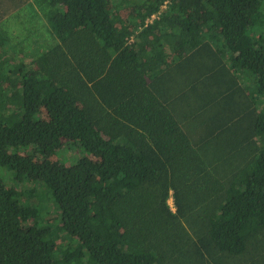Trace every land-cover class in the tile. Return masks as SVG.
I'll use <instances>...</instances> for the list:
<instances>
[{
    "label": "trees",
    "instance_id": "16d2710c",
    "mask_svg": "<svg viewBox=\"0 0 264 264\" xmlns=\"http://www.w3.org/2000/svg\"><path fill=\"white\" fill-rule=\"evenodd\" d=\"M43 1L54 46L0 57V167L38 187L0 180V264H264V0Z\"/></svg>",
    "mask_w": 264,
    "mask_h": 264
},
{
    "label": "crops",
    "instance_id": "0c3cea01",
    "mask_svg": "<svg viewBox=\"0 0 264 264\" xmlns=\"http://www.w3.org/2000/svg\"><path fill=\"white\" fill-rule=\"evenodd\" d=\"M38 3L45 6L43 0H30L23 9L18 10L0 23V37L5 38L11 44V51L14 53L20 55L23 52L26 54L25 59H35L55 44L47 24L46 7L38 10L37 14L32 11L33 5ZM26 9L29 13H22ZM34 23L41 24L42 27L36 26ZM2 42L3 39H0V45Z\"/></svg>",
    "mask_w": 264,
    "mask_h": 264
},
{
    "label": "rangeland",
    "instance_id": "374dc122",
    "mask_svg": "<svg viewBox=\"0 0 264 264\" xmlns=\"http://www.w3.org/2000/svg\"><path fill=\"white\" fill-rule=\"evenodd\" d=\"M42 7H45V6H41V4L38 3L37 5H33L32 11H35V13L37 14L38 10H41ZM27 10L28 9L24 10L22 13H25V12L29 13ZM31 14H32V12H31ZM34 24L36 26H39V27L41 26V24H38V23H34ZM0 39H3V37H0ZM28 54H30V52H28ZM20 55H21V57H23V59H25L26 54H23V52H22V54H20ZM30 55H33V54H30ZM0 57H1V59L5 58V59H7V60L9 59L11 61V44L5 43L3 41L2 45H0ZM5 67L10 69V66H8V65H6ZM4 70H5V68H4V66H2L0 68V72H5ZM242 82H243L244 86H246L248 88L249 91L252 89L253 81L250 77L242 76ZM62 148H64V146ZM62 148L60 150H58L57 152L53 153L46 160L49 162L59 163L63 166H70L77 159L82 158V157L90 159L92 162H96V160L92 157L91 154H87L85 152H82L78 148L77 149L71 148V149H68L67 151H65V149L62 150ZM17 152L19 155H22V156L32 155V151L30 149H27V150L20 149ZM38 160H41V158H39ZM0 180L3 182V184L6 187H8L10 189H14V190H22V189L26 190V189H28L29 191H32L34 193L38 192V187L36 185L33 186V184H31L29 182H23L21 180V178H19L18 175H16V178H15V174L5 167H0ZM46 196H48V197L46 198ZM46 196H45V198H43V201L46 202L45 203L46 208L49 211L53 212L54 211V205H53L54 202L52 201V195L47 192ZM168 204L173 209L172 199H170L168 201Z\"/></svg>",
    "mask_w": 264,
    "mask_h": 264
}]
</instances>
